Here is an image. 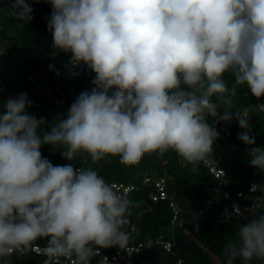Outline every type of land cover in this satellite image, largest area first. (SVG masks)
Here are the masks:
<instances>
[{
	"label": "clouds",
	"instance_id": "clouds-1",
	"mask_svg": "<svg viewBox=\"0 0 264 264\" xmlns=\"http://www.w3.org/2000/svg\"><path fill=\"white\" fill-rule=\"evenodd\" d=\"M53 48L95 73L66 118L48 125L29 114L22 93L0 112V260L47 241L51 264H91L100 248H124L127 217L136 205L91 166H54L42 145L73 161L174 151L195 165L213 150L216 125L235 119L250 136V108L235 106L238 86L264 96V0H48ZM32 8L14 0L27 23ZM228 74L232 84L225 79ZM113 89H115L113 91ZM264 108V105H260ZM249 162L264 173V147ZM259 186L252 185V190ZM226 219L230 220L231 216ZM224 264L264 260V213L242 223L223 248ZM103 264V262H101Z\"/></svg>",
	"mask_w": 264,
	"mask_h": 264
},
{
	"label": "trees",
	"instance_id": "trees-1",
	"mask_svg": "<svg viewBox=\"0 0 264 264\" xmlns=\"http://www.w3.org/2000/svg\"><path fill=\"white\" fill-rule=\"evenodd\" d=\"M13 2L0 0V112L9 97L15 99L24 93L32 102L27 112L48 121L45 126L48 129L53 122L66 118L71 104L82 92L91 91L95 73L83 62L72 65L70 54L54 50L47 27L52 13L48 0H26L32 8V19L27 23L12 14ZM225 79L231 86L232 77L226 74ZM55 96L64 97V104H57ZM260 103H264V96L256 98L246 86L237 87L234 105L250 108L252 131L249 135L255 137V145H245L238 139V134L245 130L235 119L216 125L220 136L208 157L226 171L225 182L218 191H213L216 179L207 166L201 162L186 163L171 150L163 154L146 153L131 165L122 164L119 157L93 164L84 153L70 161L63 157L62 149L51 145H42L40 151L54 166H91L107 183L134 185L126 194L136 205L123 229L129 236L126 246L163 238L170 241L172 247L167 250L162 244L153 242L122 264H224L225 244L235 239L240 225L250 218V202L256 199L255 194L248 193L252 180L258 183L260 195V206L255 212L257 215L264 213L261 198L264 173L250 165L248 155L251 147H264V113L258 108ZM146 177H150V181H145ZM161 177L166 179L168 197L155 200L154 181ZM239 190L245 192L246 198L241 201L244 215L236 213L232 207ZM225 191L230 193L229 198L224 195ZM227 216L231 219H226ZM35 242L42 246L47 244L45 238ZM117 248L121 249H100L111 255ZM4 259L9 264H41L43 261V257L30 249ZM99 260L96 255L91 264ZM236 264L242 261L237 260ZM250 264H264V260L254 258Z\"/></svg>",
	"mask_w": 264,
	"mask_h": 264
},
{
	"label": "built area",
	"instance_id": "built-area-1",
	"mask_svg": "<svg viewBox=\"0 0 264 264\" xmlns=\"http://www.w3.org/2000/svg\"><path fill=\"white\" fill-rule=\"evenodd\" d=\"M1 54H2V49L0 48V59H1ZM65 66H68V64L66 63ZM9 98H11V97H9ZM55 101L57 104L63 105L65 98L55 96ZM260 105H264V103L258 104L259 110L264 113V108L260 107ZM199 162H201L205 166H207L209 171L214 175V177L216 179V185L213 187V191H218L221 188V186L223 185V183L225 182L226 171L223 168L219 167L208 156H206L205 159H203L202 161H199ZM75 168H79V167H75ZM145 181H150V177H146ZM109 184L114 185L115 188L119 192H121L125 195L130 190H132L134 188V185L125 184L124 182L113 181V182H109ZM253 184L258 185V183L256 181L252 180L248 185V193L255 194V196H256L255 197L256 199H254L253 201L250 202V209L253 210V208H255V210H256L260 206V202L258 201V198H260V195H259V187L254 191L252 190ZM154 186H155V193H154L153 199H155V200L166 199L168 197L167 187H166V179L164 177L156 179L154 181ZM224 195L227 198L230 197V193L228 191H225ZM245 198H246L245 192L243 190H239L237 192V196L232 200V207L236 213L241 214V215L245 214V211L243 210L242 204H241V201L244 200ZM261 198L264 201V195L261 196ZM171 205L173 207H175V204L173 201H171ZM176 217H177V213H175L174 219H176ZM153 242H155L157 244L158 243L162 244L164 246V248H166L167 250H170L172 247L170 241L165 240L163 238H157L155 240H150L148 242H145V241L142 242L141 241L137 244L128 245L124 249H118L117 248L114 251V253H112L111 255H107L104 252H102L101 249H99L98 256L100 257V260L97 263H92V264H101V262H103V264H122L123 261L132 257L133 254L138 252L142 247H144L145 245H149ZM45 247L46 246H42L41 244L36 243L34 241L30 250L33 251L35 254L43 257V261L41 262V264H51V260L45 251Z\"/></svg>",
	"mask_w": 264,
	"mask_h": 264
}]
</instances>
